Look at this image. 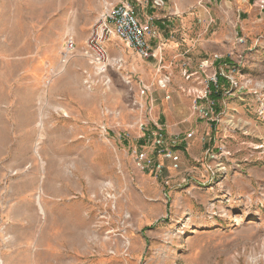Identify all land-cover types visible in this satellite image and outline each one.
<instances>
[{
  "label": "rangeland",
  "instance_id": "rangeland-1",
  "mask_svg": "<svg viewBox=\"0 0 264 264\" xmlns=\"http://www.w3.org/2000/svg\"><path fill=\"white\" fill-rule=\"evenodd\" d=\"M125 2L158 55L114 37L103 73L86 41ZM0 264H264L260 0H0Z\"/></svg>",
  "mask_w": 264,
  "mask_h": 264
},
{
  "label": "built area",
  "instance_id": "built-area-1",
  "mask_svg": "<svg viewBox=\"0 0 264 264\" xmlns=\"http://www.w3.org/2000/svg\"><path fill=\"white\" fill-rule=\"evenodd\" d=\"M260 1L264 8V0ZM152 33L153 29L150 22H142L138 17V12L131 3H119L106 7L100 13L86 41V50L84 53L98 71L105 73L111 66V59L109 58L107 48L114 37L125 42L142 58L148 59L158 55V50L154 49L151 43ZM76 46L74 36H67L64 57L69 59L73 56ZM165 81L163 79V85H165ZM212 84L216 87L219 86L218 77L217 79L216 77L214 78ZM145 92L146 88H143V93ZM134 152L141 168L150 166L152 161L144 151L136 148ZM157 168L158 166L155 167V169Z\"/></svg>",
  "mask_w": 264,
  "mask_h": 264
},
{
  "label": "bare ground",
  "instance_id": "bare-ground-1",
  "mask_svg": "<svg viewBox=\"0 0 264 264\" xmlns=\"http://www.w3.org/2000/svg\"><path fill=\"white\" fill-rule=\"evenodd\" d=\"M109 82V81H108ZM106 83L108 86H109V83ZM92 91H95V90H91V92ZM106 92V91H105ZM74 93H77V95H78V97L80 98V99H82L83 101H85L86 103H90V104H93V102H94V100H95V97H92V96H89V95H87V94H85L83 91H74ZM92 98V99H91ZM92 100V101H91ZM87 107V106H86ZM55 109H56V111H57V113H60V112H62V113H64L66 116H68V111L64 108V107H62L61 105L59 106V105H57V106H55ZM87 109H88V107H87ZM40 113H41V120H40V122L38 123V127L40 128V129H42L43 128V115H44V112L42 111V108H40ZM59 132V131H58ZM64 134V133H63ZM65 137H68L67 135H65ZM41 139H42V137L40 136L39 137V141L37 142V144H36V152L39 154V156H40V158L42 159V154L40 153V151H39V148H40V145L42 144L41 143ZM68 151V150H67ZM57 154H58V152H57ZM71 155V154H70ZM61 159H63V158H61ZM65 159V158H64ZM44 162L45 161H43L42 160V163L44 164ZM111 187V186H110ZM38 204H39V207H40V210H41V212L42 213H45V209H44V207H43V205H42V201H41V196L40 195H38Z\"/></svg>",
  "mask_w": 264,
  "mask_h": 264
},
{
  "label": "trees",
  "instance_id": "trees-1",
  "mask_svg": "<svg viewBox=\"0 0 264 264\" xmlns=\"http://www.w3.org/2000/svg\"><path fill=\"white\" fill-rule=\"evenodd\" d=\"M221 78H222L221 76H218V81H221ZM211 88H212L211 97L216 102V101H218V99L221 95L219 94V91H217V89H216L217 87L214 84L211 85Z\"/></svg>",
  "mask_w": 264,
  "mask_h": 264
},
{
  "label": "crops",
  "instance_id": "crops-1",
  "mask_svg": "<svg viewBox=\"0 0 264 264\" xmlns=\"http://www.w3.org/2000/svg\"><path fill=\"white\" fill-rule=\"evenodd\" d=\"M164 118H162V120H163Z\"/></svg>",
  "mask_w": 264,
  "mask_h": 264
}]
</instances>
